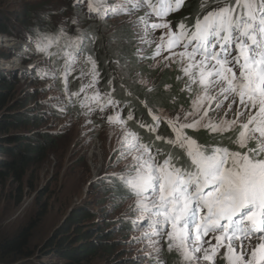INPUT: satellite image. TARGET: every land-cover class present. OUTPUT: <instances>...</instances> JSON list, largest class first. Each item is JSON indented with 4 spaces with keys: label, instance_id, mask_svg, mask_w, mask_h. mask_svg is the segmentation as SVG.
<instances>
[{
    "label": "snow or ice",
    "instance_id": "snow-or-ice-1",
    "mask_svg": "<svg viewBox=\"0 0 264 264\" xmlns=\"http://www.w3.org/2000/svg\"><path fill=\"white\" fill-rule=\"evenodd\" d=\"M211 4L216 6L203 14L198 11L192 23L185 17L173 25L167 17L180 11L185 0H122L115 7L108 0H74V7L86 6L88 18L135 17L131 22L140 42L155 45L150 56L138 48V58L166 68L178 65L177 80L183 79L181 90L191 94L190 107L158 114L141 101L151 123L136 118L130 103L117 98L114 76L106 89L100 87L96 58L86 52L96 35L85 37L75 17L71 23L76 35H69L64 24L55 33L37 27L32 30L35 36L26 38L33 46L28 50L52 62L32 66L41 80L52 81L47 90H53L57 80L62 84L63 99L49 97L58 101L49 108L66 115L69 106L78 107L85 125L96 126V116L118 130L112 149L116 159L110 155L96 182L112 194L111 201H133L129 208L135 217L125 213L124 218L141 235L129 243L143 244L146 259H159L163 240L181 264H215L217 259L224 264H264V0ZM156 31L158 38L147 39ZM61 39L66 41L64 49L51 51ZM53 57L63 63L56 67ZM81 58L87 70L76 73ZM70 76L80 81L75 91L69 88ZM132 121L147 138L129 127ZM200 129L221 138L232 133L227 139L235 148L199 143L188 130ZM121 161L124 170L110 171Z\"/></svg>",
    "mask_w": 264,
    "mask_h": 264
},
{
    "label": "rangeland",
    "instance_id": "rangeland-1",
    "mask_svg": "<svg viewBox=\"0 0 264 264\" xmlns=\"http://www.w3.org/2000/svg\"><path fill=\"white\" fill-rule=\"evenodd\" d=\"M108 2L115 7L122 0ZM73 4L74 0H0V23L9 31L0 34V39L3 38L0 42V84H6L1 89L6 90L9 101L0 113V120H5L0 131V162L12 161L10 151L18 159L22 154L20 151L28 143L40 146L43 151V155L38 157L35 152H30V163L24 169L17 168L20 165L16 161L10 165L13 170L0 166V239L13 236L30 224L35 226L31 241L34 256L28 264H165L168 251L163 240L159 259L155 260L145 258L143 244L129 243L133 236L141 235L124 218L125 213L135 217L136 214L129 208L133 201H111L112 194L104 191V186L96 182V177L107 168L110 155L112 160L116 159L112 149L116 147L118 130L96 116L92 117L96 126L85 125L84 117L78 115V107L69 106L66 115L49 108V104L58 103L49 97L60 96L63 99L59 80L55 82V88L49 91L47 85L52 81L41 80L35 68L34 73L31 71L33 76L20 73L7 75L2 69L3 63L17 66V60L10 62L12 57L9 61L3 59L7 53L9 56L15 55L17 49L28 54L27 67L52 66V62L45 60L42 54L28 50L33 46L28 44L26 38L35 36L32 32L34 28L55 33L61 24H64L69 35H76L75 26L71 23L74 17L78 19V26L85 37L95 34V45L101 41L102 48H108V55L109 44L118 51L119 46L131 41L137 60L145 61L138 58L137 49H144L146 56L155 46L149 47L140 42V33L131 22L135 17L120 15L102 21L95 16L88 18L86 6L76 8ZM159 35L160 31H156L150 33L147 39H156ZM90 43L88 41L86 51L90 50ZM26 44L27 47H24ZM65 44V39H61L51 51H61ZM53 61L56 67L63 63L57 57H53ZM81 63L82 58L76 72L81 68L87 70L86 65L82 66ZM149 67L166 69L163 64H155L154 61ZM119 68L124 71L123 63H119ZM167 68L179 69L177 64ZM127 73L133 85L147 89L152 87V80L148 76L138 72ZM177 111L158 109L157 113L173 115ZM10 119L15 122L7 121ZM6 145L8 150H5ZM15 167L20 170L17 171ZM124 169L125 162L121 161L118 167L110 171L118 173ZM117 203L113 210V204ZM66 253L77 256L69 262L64 258ZM220 263L224 264V261L217 259L215 262ZM201 264L207 262L202 261Z\"/></svg>",
    "mask_w": 264,
    "mask_h": 264
},
{
    "label": "trees",
    "instance_id": "trees-1",
    "mask_svg": "<svg viewBox=\"0 0 264 264\" xmlns=\"http://www.w3.org/2000/svg\"><path fill=\"white\" fill-rule=\"evenodd\" d=\"M188 1L189 0H185V5L180 11L175 12L167 17L168 20L172 21L173 25L185 17L189 18L187 22L190 24L192 23L198 11L203 14L204 12L211 10V7L216 6L211 4V0H207V2L206 0ZM202 3H206L204 8H200ZM2 33H9V31L0 23V34ZM95 42L90 43V50L87 51H90L96 58L98 70L100 71L102 77L100 87L102 89H106L109 77L114 76L115 95L121 101H128L130 103L136 118L143 119L145 122L151 123V117L148 114V110L144 107L141 101L146 102L148 107L152 108L154 112H157L158 109L175 112L181 107L184 109H188L190 107L191 94L187 91L181 90L183 88L184 80H177V77L181 76L179 69L166 68L161 70L159 68H150L149 66L153 60L145 59V61H138L134 55V51L132 50L133 43L131 41L126 42V44H123L121 47L119 46L118 51L111 47L112 44H109V55L108 48L105 46L106 49H103L101 41H99L97 46L95 45ZM148 50L151 49L149 48ZM150 55L151 52L146 56ZM142 62L145 65H141ZM119 63H123L124 71L120 70ZM81 64L82 66L84 65L83 60ZM85 67L87 69V65ZM127 72L130 74H135L138 72L141 75L148 76L152 80V87L147 89L140 87V85H133V83L129 81L130 76ZM76 73H73V75ZM70 77L71 85L69 88H71L70 90L75 91L79 88L80 81L73 79L72 76ZM121 84L123 87H121ZM5 85L0 84V113L4 111L9 103V101H7L6 90L1 89ZM166 85L169 87H165ZM128 93H130V95ZM125 111H127V109H125ZM4 121L5 120H0V131L3 128L2 122ZM7 121L10 123L15 122L13 119ZM129 127L139 131L141 135L147 138L148 134L144 133L143 130L138 129L136 127L135 121L129 122ZM161 131L165 134H169V130H167L166 127H162ZM188 132L190 135L196 138L199 143L210 144L213 142H219L224 146H229L233 149L235 148V146L232 145L227 139L228 136L233 135L232 133H226L224 138H221L218 135L209 134L207 130H199L195 132L188 130ZM6 147H8V145L5 146V150H8ZM24 148L22 151H20L22 154L18 156V159L15 157L14 153L10 151L9 153H11L10 155L12 161L0 162V166H5L8 170H11V163L16 161V163L20 166L23 165L22 167L18 166L17 168L24 169L30 163V158H28L31 155L30 152H35L37 157L39 155H43V151L40 146L28 143L24 145ZM1 151L4 150L1 149ZM18 170L20 169H17V171ZM34 227L35 226L30 224L15 235L0 239V264H28V262H30V259L34 256V251L31 250L32 231ZM87 250L88 248L85 250V252ZM76 256L77 255L75 253H66L64 258L69 262H72ZM164 263L181 264V261L175 253L167 252Z\"/></svg>",
    "mask_w": 264,
    "mask_h": 264
},
{
    "label": "bare ground",
    "instance_id": "bare-ground-1",
    "mask_svg": "<svg viewBox=\"0 0 264 264\" xmlns=\"http://www.w3.org/2000/svg\"><path fill=\"white\" fill-rule=\"evenodd\" d=\"M1 40H3V38L0 39V42H1ZM21 54H26V51H21L20 49L19 50L18 49L15 50V55H13L14 57H12V60H10V62L17 60V62H15V64H17V66H15V67H18L17 70L15 69V67L12 66V63H9V66L6 65L5 63H3L2 69H5L6 74L7 73H14V74H19L20 73L19 75L22 74V75H26V76H33L32 72L34 73V70H33L34 67H32V66L31 67H27V65L29 64L28 63L29 58L24 59V62L22 63V61H21V56L22 55ZM8 55H9L8 53L5 54L4 57H3V59L6 60V61H9V59L11 57L8 56Z\"/></svg>",
    "mask_w": 264,
    "mask_h": 264
},
{
    "label": "clouds",
    "instance_id": "clouds-1",
    "mask_svg": "<svg viewBox=\"0 0 264 264\" xmlns=\"http://www.w3.org/2000/svg\"><path fill=\"white\" fill-rule=\"evenodd\" d=\"M1 37V36H0ZM22 56H21V61H22V63L24 62V59H26V58H28V54H21ZM10 57H14L13 55L12 56H10ZM23 66V65H22Z\"/></svg>",
    "mask_w": 264,
    "mask_h": 264
},
{
    "label": "water",
    "instance_id": "water-1",
    "mask_svg": "<svg viewBox=\"0 0 264 264\" xmlns=\"http://www.w3.org/2000/svg\"><path fill=\"white\" fill-rule=\"evenodd\" d=\"M11 56V55H10Z\"/></svg>",
    "mask_w": 264,
    "mask_h": 264
}]
</instances>
